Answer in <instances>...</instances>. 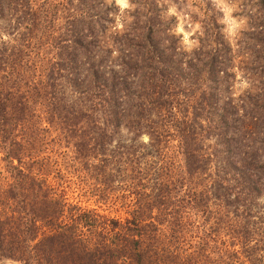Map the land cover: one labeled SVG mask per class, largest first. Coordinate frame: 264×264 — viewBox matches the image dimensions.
<instances>
[{
	"label": "trees",
	"instance_id": "16d2710c",
	"mask_svg": "<svg viewBox=\"0 0 264 264\" xmlns=\"http://www.w3.org/2000/svg\"><path fill=\"white\" fill-rule=\"evenodd\" d=\"M159 1L0 0V261L264 264V0L235 64L214 5L187 49ZM70 167L127 214L69 203Z\"/></svg>",
	"mask_w": 264,
	"mask_h": 264
},
{
	"label": "rangeland",
	"instance_id": "374dc122",
	"mask_svg": "<svg viewBox=\"0 0 264 264\" xmlns=\"http://www.w3.org/2000/svg\"><path fill=\"white\" fill-rule=\"evenodd\" d=\"M119 6V14L124 15L123 9L131 7L130 0H114ZM192 1L196 4H192ZM206 3L209 6L214 5V10L217 12V19L223 25L222 31L225 32L226 39L230 42L233 54H234V64L237 60H242L245 51L239 50L244 42H252L251 39L246 38V33L248 32V27L252 30L253 28H258L260 23V18L262 13L259 10L257 0H248L245 2L243 7L239 6L241 0H185V3L176 4L173 0H160L159 3L164 7V14H176L177 15V25L175 31L182 34V44L183 47L189 49L193 47L196 43L195 39L192 38V34L199 28L198 21H191L187 14L183 13V8L192 10L197 14H203V11L199 9L198 4ZM179 6L181 9H178ZM182 10V11H181ZM125 16V15H124ZM199 16V15H198ZM122 18L119 15H115L114 27H122ZM248 40V41H246ZM235 73V77L232 80L233 91L239 92L242 88L246 87L248 84L247 80L244 78L243 73L237 67L232 69ZM147 139V136L144 135ZM62 152V151H61ZM55 156V154H53ZM59 160H61L62 165L64 164V155L57 154ZM171 169L174 172H178V163L171 164ZM57 177L60 188L66 196L69 203H76L82 207L86 208H96L100 212L106 214L126 215V208L123 205L117 203L112 204L108 198L98 194L95 190L98 184V180L90 178L88 180L83 178V172L78 168H67L61 170ZM106 175H104V178ZM52 179V177L50 176ZM106 180V178H105ZM102 180H100L101 184ZM242 258V256H240ZM244 259V258H242ZM244 264H249L247 260H242ZM0 264H18L12 259L1 260Z\"/></svg>",
	"mask_w": 264,
	"mask_h": 264
}]
</instances>
